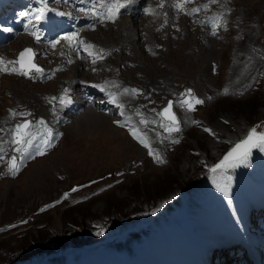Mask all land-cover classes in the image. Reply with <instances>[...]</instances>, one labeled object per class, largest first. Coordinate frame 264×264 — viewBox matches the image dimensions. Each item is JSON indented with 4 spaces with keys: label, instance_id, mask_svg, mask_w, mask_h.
Instances as JSON below:
<instances>
[{
    "label": "rangeland",
    "instance_id": "obj_1",
    "mask_svg": "<svg viewBox=\"0 0 264 264\" xmlns=\"http://www.w3.org/2000/svg\"><path fill=\"white\" fill-rule=\"evenodd\" d=\"M18 1L22 0L16 2ZM26 1L29 4L31 1L36 3V0ZM57 1L52 6H48L45 1L44 3L50 12L54 7L69 11L66 6L57 4ZM235 1L237 2L235 15L231 16L229 9H226L222 14L223 19L216 15L210 25L207 23L206 26L211 32L218 33L214 29L222 30L224 28L226 33L220 36L222 38L219 41H216L215 49L206 52L205 55L203 53L189 54L192 50L189 47L191 40L182 42V47H180V43H177L171 51L165 52L161 58L156 57V60L153 61H150V57L146 59L141 51L137 53L138 60L136 62L139 64L140 72L133 71L129 81L132 79L134 81H130L131 84L141 87L143 97H152V90L155 86L165 88L169 85L170 88L168 86L167 91L171 95L180 94L176 101L168 97H157L147 111H154V115H158L161 119L155 118L157 124L144 123L142 129L143 135L151 134V139V136L158 139L161 137L164 141L166 137L171 141H179L182 138L180 145L169 151L168 165L155 166L161 164L155 158L158 156V151L151 148L152 154H150V150L141 141L134 138L133 131L127 132L121 126L122 124H118L116 117L118 113L120 121L121 118H128V115H122L120 107L114 109V105L112 109L116 114H108L114 120L106 122L107 127L105 124L102 125L98 116L97 123L92 119L84 118L75 122L73 127L60 133L59 142L53 149L51 146L49 152L35 156L34 148L29 153L22 151L23 153L13 154L5 162H1L0 170L3 175L0 174V264H36L44 259L65 254L84 256L81 259L85 261L94 260L97 254L125 261L124 255L121 256L114 251V245L130 242H133L134 250L147 264H162L163 259L151 244L152 240L158 238L155 230L161 229L166 222L171 225L175 216L190 215L195 203H200L198 199L200 194L207 192L208 184L224 180L227 182V187L231 188L232 194H237L240 198L247 195L246 200H253L259 195L264 196V188L261 191L256 190L250 181L246 182L242 179L248 160L259 158L264 161V150L253 148L247 161L238 163L234 168L218 170L215 173L209 170L235 141L249 134L252 128H256L258 132H264V0ZM3 2L4 0H0V14L6 11L5 17L7 18L0 16V29L4 30V26H14L15 17L18 16L16 11L18 7L17 4L4 6ZM37 2L41 3L39 0ZM22 4L24 5L19 13L27 11L25 3ZM167 5V0H147L145 2V7L160 13L158 16L149 14L152 20L158 21L161 20L162 11L168 7ZM173 6H171L172 10L168 9L167 11L175 10V14L182 11V9ZM10 7H15V12L8 13ZM211 11L215 10L210 9L209 12ZM28 12L29 8L26 13ZM178 16L176 15L174 18L176 19ZM247 16L249 17L247 18ZM139 17H141L140 21H145V27L150 24L148 14ZM25 18L26 16L19 17L22 25ZM118 19V25L122 22L121 20L129 25L133 24V17L130 15H119ZM45 20L48 25H52L51 19H43L44 22ZM243 20L245 22L240 27L239 22ZM33 26L34 24H31V27L27 28L32 29ZM14 27L12 28L15 29ZM114 28V31L118 30L117 26ZM23 30H25L24 26L20 33ZM100 31L102 29L93 35L94 43L97 44L98 41L100 43L105 40L103 43L108 44L113 41V38L109 39ZM180 32L181 29L179 31L171 30V36L176 40H183V33L180 35ZM119 34L122 38L127 32L119 31ZM164 34L166 37L170 36L168 33ZM49 35L54 37L52 31ZM161 35H158L160 41L166 42L169 37L161 38ZM19 37L21 34L16 33L11 41L6 42L7 46H5L12 51V54L14 51V61L19 59V54L26 48L33 49L36 54V49L32 44L24 43L19 47V43L16 41ZM133 37L132 42L135 39ZM136 40L138 38L135 39V42ZM15 42L17 47L13 48ZM135 42L132 44L134 45ZM205 42L204 38L203 43ZM75 43L77 44L78 41ZM130 45L125 49L129 53L133 46ZM137 46V49L143 50L144 48L140 43ZM192 46L194 50L198 49L196 44H192ZM146 47V50L143 51L149 54L151 47ZM155 47L165 48L166 46L163 47L156 43ZM236 47L242 51L240 53L244 54V59H237L235 55L239 52ZM25 60L27 61V57ZM255 60L258 61L257 65ZM33 62L42 68L37 54ZM216 62L221 64L218 74H215L216 70L212 69ZM16 66L20 65L16 64ZM134 66L133 61L127 60L120 65L121 68L130 67L129 70H133ZM152 67L154 70H151ZM59 69L60 65L58 64ZM148 69L151 71L147 74L144 73ZM232 71L235 74L231 75ZM35 73L33 71L32 75ZM22 77L28 80L34 78V76L32 78ZM242 78H248V81L243 86L234 87L235 83L240 82ZM2 80L1 76L0 82ZM150 82L158 83L154 86L149 85L147 88L151 87L146 89V84ZM178 85L179 89L176 88ZM209 88L219 89L217 93L220 98L207 105H197L194 100H191L195 110H189L187 104H181V101L190 100L189 89L192 96L198 98L200 94L204 95ZM49 89L51 88L45 85L5 78L0 87V95H2L0 114L5 116L8 107L17 102L16 99L34 104L37 93ZM226 89L227 93H225ZM241 92L245 94L242 95ZM12 93L15 94L16 99L10 96ZM204 97L209 100L205 95ZM100 98L104 99L105 97ZM71 99H68L67 102L70 103ZM96 100L95 98L97 103ZM170 100L179 119L180 129L186 127L184 132L182 130L168 132L165 127H162L171 125V122L161 115V110L167 106ZM110 101L115 102L113 96ZM99 102L106 103L107 101ZM179 105L182 107L180 108ZM90 107L93 108L92 105ZM137 107L138 109L146 108L145 104L141 102ZM87 108L83 109L84 114ZM97 112L94 111L93 115ZM100 112L104 114L102 111ZM77 113H74L62 125L73 124L75 119L84 115H77ZM26 116L28 115L20 120L21 123L29 120L32 127L34 116ZM136 128L138 129L137 126ZM206 128L211 129L214 135L205 131ZM154 134H157L158 137ZM12 136L14 139V134ZM133 144L143 148L140 154L135 151L136 147ZM17 147L18 145L15 144V148ZM12 157L17 158L19 165L15 175L8 170ZM7 171L10 174L5 178ZM217 184L221 185L222 183ZM168 212L173 214L168 215ZM181 217L178 218V221H182ZM222 221L223 219H221ZM223 225H229L227 219L224 220ZM167 227L168 225L164 224L162 228L166 230ZM229 228L233 229L232 226ZM221 232L226 233V231ZM128 239L129 241H127ZM161 240L162 238H159L156 241ZM222 250L228 252L227 248Z\"/></svg>",
    "mask_w": 264,
    "mask_h": 264
},
{
    "label": "bare ground",
    "instance_id": "obj_2",
    "mask_svg": "<svg viewBox=\"0 0 264 264\" xmlns=\"http://www.w3.org/2000/svg\"><path fill=\"white\" fill-rule=\"evenodd\" d=\"M6 1H9V3L7 4ZM16 1L17 0H4L3 3H4V6L6 5L12 6V5H16L19 2V1L18 2ZM44 1L47 3L48 6H52V4L56 0H52L51 2L50 0H44ZM91 1L93 0H58L57 4L66 6L69 9V11L66 12L65 10L59 9L57 7L56 8L54 7L52 12L47 11L44 19L50 18L55 21V27L51 28L50 25L46 23V20L44 22L43 19L37 21L32 18V14L36 13V9L42 6L40 2H37L36 0V4H34L36 8H34V6H32L31 4L22 0L20 1V3L21 2L25 3V5L29 8L28 13L31 16L29 15L25 18V20H23V25L22 23H20L19 17H24V16H21V15L16 16L15 23H14L15 29H12L10 32H6L3 29H0V37H1L0 43L2 41H6V42L11 41L14 35L16 33H19L21 34V37H19L16 40L19 43L18 44L19 47L23 46L24 43L32 44L36 49L37 58L40 61V64L43 69L42 74L41 73H35L33 75L31 74L32 76H34L32 80H28L22 77V75H16V74H12L10 72H4V71H0V77L2 76L3 80H5V78H7L8 80L15 79V80H21L24 82H29L31 84H36V85H45L51 88L49 90L41 91L37 93V98L35 99L34 104H28L21 99H16V96L14 93L10 95L12 98L16 99L17 102L15 104H11L10 107L7 106L8 110L5 116L0 114V146H2L5 150L3 153H0V155L3 156V159H0V168H1V162L3 161L5 162V160L8 157L13 156V154L20 153V152H16L15 144L12 142L13 141L12 135L14 134L15 126L21 123L20 120L24 118L25 115H28L26 117H30L29 115H31V116H34V118L32 121V127L30 126L31 128L28 129L32 133V136H31L32 146L26 147L24 149V152L26 151L27 153H29L31 149L35 148V156H41L37 154V149H39L40 151H43V153L49 152L48 150L50 149V147L52 146V149H53L55 145L59 142L60 135H61L60 133L65 132L68 128L73 127L75 125L74 124L75 122L83 120L84 118H88V119H92V121L97 123L98 122L97 116L102 121V125L105 124L106 127L108 125L106 124V122L109 123L110 120H112L113 122L114 118L108 114L115 113L114 110L112 109V107L114 106H112L109 103L101 104L100 106L99 105L97 106L99 101L104 100L103 98H100V97L108 98L110 96H113L115 99L114 109H117L119 105H123V107H120L121 109L120 113L122 115L124 114L128 115V118H121V121H120L119 113H118L116 115L118 124H122L121 126L124 127L127 132L133 131L135 133V134L133 133L134 138L137 139L138 141H144L143 143L142 142L141 143L144 146L146 144L149 145L147 147L149 150L153 148L158 151V156L160 158H163L162 159L163 162L155 166L164 167L168 165L169 158H170L169 151H172L173 149H175L182 142V138L179 139L178 143H173V141L169 140L167 137L165 141L162 140L163 138L161 137H159L158 139V138L151 136L152 137L151 139L150 138L151 134L148 135L149 133H147L150 131H147L146 132L147 134L143 135V132H144L142 131V129L144 128L143 124L144 123H156L155 118L156 117L160 118L158 115L156 116L154 115L155 114L154 111H151V112L147 111L148 108H151L150 104H154V100L157 97H168L176 101L177 99H179L180 94L171 95V93L167 91L170 88L169 85H168L169 88L168 86L165 88H162L161 86H158V87L155 86L154 90H152L153 92L152 97L150 98L143 97L141 87L140 86L138 87L137 85H133L130 83V81H134V80L131 79L129 81V79L132 77L131 73L133 71L134 72L137 71L138 73L140 72L139 64L136 62L138 60L137 53L141 51V53L146 57V59L150 57V61H153V60H156V57L161 58L165 52L171 51L174 45H176L177 43H180V47H182L181 45L182 42H187L191 40V44L189 45V47L192 50H190L189 54L192 55L195 53H201V54L203 53L205 55L206 52H209L215 49L216 44H217L216 41H219L220 38H222L220 36L226 33L224 31V28L222 30L214 29L218 33L213 35L212 33L214 32H211V30L208 29V27L206 26L207 23H209L210 25V23L213 21L212 19L216 15L221 16L223 19L222 14L226 9H229V14L231 16L235 15L236 8H237V2L235 0H217V3L212 4L210 3V0H187V2L186 0H169L168 5H167L168 7L164 8L162 11V15L160 17L161 20L159 21L152 20V18L148 15V20H150L149 22L150 24H148L147 27H145V21L139 20L141 17H133L132 25L127 24L125 21L123 22V20H121L122 22L120 21L121 23L119 25H118L119 22L117 23V21H115V23L107 22V21H103V22L99 21L97 20V17L94 14V12H90L87 9L88 2H91ZM95 1L98 2V0H95ZM144 1L145 0H142L141 2L143 3ZM177 3H182L183 5L181 12L175 14L174 12L175 10L172 12L167 11L168 9L172 10L173 8L171 6L174 5L173 7H175V4ZM204 5H208V7L205 8ZM13 8L14 10H12ZM193 8H200L201 11L193 15L186 14L188 12H191ZM102 9L104 10V8L100 7V3L97 4L95 7V11L102 10ZM210 9H214L215 11L209 12ZM9 11L10 12L8 13H11L12 11L15 12V7H10ZM165 12H167L166 15H165ZM201 12H203L204 14H202ZM176 15L177 16L179 15V16L176 17L175 19L174 16ZM248 17L249 16H247V18ZM165 20L167 21V23H165ZM25 21L26 22L30 21V25L26 26ZM91 21L95 22L96 25L94 27L93 25L90 24ZM244 22L245 20L239 22L240 27L243 26ZM31 24H34V26L32 27V29H29L31 27ZM23 26L25 28L24 30L25 32H22L23 33L22 35L20 31L21 29H23ZM115 26H117L118 30L114 31V29H116L114 28ZM47 29H52L53 33L56 34V36H60V40H59L60 42L56 45L55 48L52 47V42L56 41V39L55 37L54 39H51L49 37V33ZM101 29L102 31L100 32L101 33L103 32L106 37H108L109 39L113 38V41L111 40L112 42L108 44H104L105 42L103 43V41L105 40H103L100 43H98L99 42L98 41L97 44L93 42L94 41L93 35L95 34V32ZM180 29H181L180 35L183 33L184 37L182 36L181 37L182 39L183 38L184 39L176 40L175 38L171 36V30L179 31ZM119 31L127 32V34L121 38L122 33L119 34ZM33 32H36L37 34L41 36L40 41L36 40L35 36L32 34ZM72 32L77 34V38L75 41L83 42V43H79L77 46L75 41H73L70 44L68 40L62 39V37L73 34ZM115 33H118V34H115ZM164 33H168L170 35L168 36L169 38L166 37ZM160 34H162L161 38L162 37L168 38L167 41L165 40L166 38L164 39L166 41L164 42L165 44L162 43V41H160V39L158 38V35ZM132 37L133 39L138 38L136 42L134 39L133 41L135 42L134 45L132 44L133 43L131 40ZM176 37H178V35ZM204 38L206 39L205 43H203ZM149 42H151L150 45H149ZM138 43L144 46L143 50L147 48L146 46H150L151 50L149 54L151 56L149 54H146L147 52L145 53V51H143L142 49H137ZM156 43L157 45H161V46L163 45V47L165 46L166 47L156 48L155 47ZM14 44L15 45L13 48H16L17 43L15 42ZM85 44L95 45L96 47L94 49L85 50ZM130 44L133 46H131ZM192 44H196L198 49L196 48L197 50H194ZM129 45L131 46L130 53L125 50L126 47H128ZM5 46H7L6 43L4 45H0V57H2L5 61L4 66L8 67L9 69L12 67H17L16 64L15 65L7 64V61H14L13 58L15 57V53L13 51V54H12V51L8 49V47H5ZM102 48L105 50V53H108V54L102 60H97V62L94 64L92 62L94 57L89 55V52H99V50ZM163 49L164 50L166 49V51H164ZM236 49L239 52L237 55H235L237 56V59L239 58L240 60L241 58L244 59V56H243L244 54L240 53L242 51L238 49L237 47ZM125 60L133 61L135 63L133 70H129L130 67H126V68L120 67V65ZM255 61L253 62L254 64H255ZM218 62H216L212 66V69L216 70L215 74H218V70H221L220 69L221 64H219ZM58 64L60 65L59 70H58ZM257 64H258V61H256V65ZM19 67L20 66H18L17 68ZM154 67H152L151 70H154ZM151 70L148 69L147 71H144V73L147 74ZM232 74H235L234 71L231 72V75ZM65 75H67V77H65ZM3 80L2 82H0V87L3 85ZM246 81H248V78L247 79L242 78L240 82L235 83L236 86L234 87L243 86ZM157 83L156 82L147 83L146 89L150 88L152 85L153 86L156 85ZM97 85L99 87H97ZM149 85L151 86L147 88V86ZM179 85L176 86V88L179 89ZM228 86L232 88L231 85H228ZM101 87H103L104 89L103 91H101ZM125 89H127L128 91L125 92ZM209 89L205 91V94H204L207 98H209V100H207L203 94H200L198 99L203 100L204 103L198 104V105H207L213 102L214 100L220 98V95L217 93L219 89H216V90H214L213 88H211L210 90ZM110 94H114V95H110ZM240 94L244 95L245 93L241 92ZM97 95H99L100 97H97ZM1 96L2 95H0V98ZM95 98L97 99L96 100L97 103L95 102ZM68 99H71L70 103L67 102ZM61 101H63V103H61ZM139 102L144 103L146 108L138 109L137 106ZM87 104H93L97 107L90 108V109L87 108L85 111L86 113L84 114L83 109H85ZM179 107L181 108L182 106L179 105ZM12 111H15L16 113H24L25 115L23 116L17 115L13 117L11 115ZM94 111H98L97 114L93 115ZM100 111H102L104 114H102ZM74 113H77V115L78 114H84V115H82L81 118L75 119L73 121V124L71 123L70 125H67V124L62 125V123H65L67 119H69L70 117L74 115ZM129 116H130V120H129ZM136 126L138 127V129L136 128ZM49 129H51V132H52L51 137L47 136ZM101 129H103V127H101ZM104 129L108 130V128H105V127ZM185 129L186 127L181 128L182 132H184ZM150 130H152V128H150ZM140 135H142L143 137H141ZM154 135H157V134H154ZM156 137H158V135ZM45 139H50L51 143H49L46 147H43V142ZM133 145L136 147L135 151H137V153L140 154L143 148H140L139 146L135 144ZM251 160H253V158L248 161H251ZM0 174L3 175L1 170H0ZM9 174L10 173L7 171V173L5 174L6 176L5 178H7ZM208 180H210V178H208ZM217 183H222V184L218 185ZM226 183L227 182L224 180H217L215 182H212L211 184H208L207 192L206 193L202 192L198 198L200 203L198 204V202H196L194 205L196 219L194 220H191L189 218H186V219L189 222H193V224L199 225L200 223H202L205 229H211V230H215L219 232L226 231L224 235H230L231 231H230L229 226L231 225H230L229 217L233 218V216L231 215L232 208L231 207L228 208L227 203L225 204L226 208L222 210V214L224 218L228 220L229 225L221 226L210 220V215H212L213 218L216 219L217 211L219 210L221 211L218 205L214 203L212 204L211 202L212 193L211 192L214 191L215 188H219L222 190L226 189ZM164 224L162 225V227L164 226ZM162 227L161 229L157 228V230H155V233L157 234L158 238H155L154 240H152V243H151L152 247L157 253H159V251L162 249L168 250L169 260L177 264L178 261L183 258L184 246L182 245V243H178V241L177 242L173 241L171 244H169L166 238V232L165 233L163 232L164 229ZM159 238H162V240L156 241ZM199 250L201 253L203 252V248L200 247ZM222 257H223L222 262H226L228 259V256L222 253ZM51 259H44V260L46 262H49Z\"/></svg>",
    "mask_w": 264,
    "mask_h": 264
},
{
    "label": "snow or ice",
    "instance_id": "obj_3",
    "mask_svg": "<svg viewBox=\"0 0 264 264\" xmlns=\"http://www.w3.org/2000/svg\"><path fill=\"white\" fill-rule=\"evenodd\" d=\"M99 3H100V7L105 9V12L102 14V19L110 20L111 22L115 23L116 19H118L119 15L121 14V10L126 9L130 4L135 3V0H99ZM210 3L215 4L217 3V0H210ZM41 5H42L41 7L36 9V13L32 14V18L37 21L44 19L47 11H49V9L47 8V5L44 3V0H41ZM175 7L178 9H182L183 5L181 3H177ZM204 7L207 8L208 5H204ZM199 11H201L200 8H193L191 12H188L186 14L193 15L195 13H198ZM144 12L146 14L159 15V13H156L153 9L148 8V7L144 8ZM21 15L27 17L30 14L21 13ZM165 23H167L166 20H165ZM5 30L10 31V29H5ZM32 34L35 36L37 41L41 40V36L39 34H37L36 32H33ZM215 34L216 33L214 32L213 35ZM76 38H77L76 33L62 37V39L68 40L70 44L73 41H75ZM59 42H60L59 40L53 41L52 47L55 48ZM79 43H83V42H78L77 46ZM95 47H96L95 45L85 44V50L94 49ZM107 54L108 53H105L104 49H100L99 52H89V55L94 57L92 61L94 64L97 62V60H102ZM35 55L36 54L33 51V49L31 48L24 49L19 54L18 60L7 61V64H12V65L19 64L20 65L19 68L12 67L10 69L4 66L5 61L2 57H0V71L10 72L16 75L29 76V78H32L31 74L33 71H35L36 73L42 74L43 69L33 62ZM25 57H27V61L25 60ZM97 87L99 86L97 85ZM103 90H104L103 87H101V91ZM127 91L128 90L125 89V92ZM225 93H227V89L225 90ZM110 95H114V94H110ZM188 95L190 97V100L181 101V104L182 105L187 104L189 110H195L193 103L190 102L191 100H194V103L197 105L204 103L203 100H200L192 96V92L190 89L188 90ZM61 103H63V101H61ZM119 107H123V105H119ZM171 109H172V104L169 103L168 107L164 110V113H163L165 118L171 121V125H163V127H165L166 131L168 132H173V131L179 132L181 130L180 125H179V120L177 119L175 114L171 112ZM11 115L15 117L17 115L23 116L25 114L16 113L15 111H12ZM194 123H197V122L194 121ZM30 126H31L30 121H25L15 126L14 139L12 142L18 145V147L16 148L17 152H22L24 151L26 147L32 146L31 145L32 133L28 130ZM205 131L214 135L211 129L206 128ZM47 136L48 137L52 136L51 129H49ZM141 142L143 143L144 141H141ZM178 142H179L178 140L173 141V143H178ZM49 143H51L50 139H45L43 142V147H46ZM145 146L148 147L149 145L146 144ZM252 148H259L261 150H264V132H258L256 128H252L248 136L244 140H241L238 144H236L235 147L230 152H228V154L225 155L224 158L218 164L212 167L211 171L215 173L218 170L234 168L237 166L238 163H245L248 159L249 153L252 150ZM4 151H5L4 148L0 146V153H3ZM37 154L43 155L44 153L43 151H40L39 149H37ZM150 154H152L151 149H150ZM155 158L158 160V162H161V163L163 162V160L159 156H156ZM0 159H3L2 155H0ZM18 169H19V165L17 162V158L12 157L8 170L13 175H15ZM73 191H76V189H73Z\"/></svg>",
    "mask_w": 264,
    "mask_h": 264
},
{
    "label": "water",
    "instance_id": "obj_4",
    "mask_svg": "<svg viewBox=\"0 0 264 264\" xmlns=\"http://www.w3.org/2000/svg\"><path fill=\"white\" fill-rule=\"evenodd\" d=\"M169 103H171L172 104V101L170 100L169 101ZM169 103L167 104V106H165L162 110H161V114H162V116L165 118V116L163 115V113H164V110L168 107V105H169ZM171 112L172 113H174L175 114V112H174V110H173V105H172V109H171ZM175 116H176V114H175ZM177 117V116H176ZM166 119V118H165ZM178 119V118H177ZM167 121H170V120H168V119H166ZM179 120V119H178ZM27 121H29V120H27ZM171 122V121H170ZM248 135H246L242 140H244L246 137H247ZM241 140H239V141H237L233 146H231L222 156H221V158L218 160V161H216L210 168H209V170L211 171V169H212V167L214 166V165H216V164H218L223 158H224V156L225 155H227L228 154V152H230L234 147H235V145L236 144H238L239 142H240Z\"/></svg>",
    "mask_w": 264,
    "mask_h": 264
},
{
    "label": "trees",
    "instance_id": "obj_5",
    "mask_svg": "<svg viewBox=\"0 0 264 264\" xmlns=\"http://www.w3.org/2000/svg\"><path fill=\"white\" fill-rule=\"evenodd\" d=\"M59 262H60L59 264H62V263L64 264V261H59ZM51 264H54V263H51Z\"/></svg>",
    "mask_w": 264,
    "mask_h": 264
}]
</instances>
